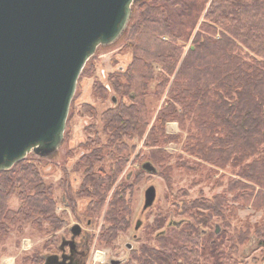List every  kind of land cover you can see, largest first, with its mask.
<instances>
[{
    "label": "trees",
    "instance_id": "1",
    "mask_svg": "<svg viewBox=\"0 0 264 264\" xmlns=\"http://www.w3.org/2000/svg\"><path fill=\"white\" fill-rule=\"evenodd\" d=\"M133 8L134 16L123 33L132 60L125 70L111 73L109 80L120 98L107 110L111 114L105 131L110 133L104 144L98 137L93 139L92 146L100 148L90 149L75 165L84 173L77 193L86 194L92 202L85 213L92 216L102 210L123 154L135 148L120 140L131 141L148 128L152 96L157 101L164 97V103L147 129L144 144L150 151L146 157L154 162L166 185L172 184V166L166 164L171 156L163 149L165 125L176 121L187 132L183 149L189 156L178 167L189 173L206 164L230 167L236 177V191L229 188L231 200L253 205L264 196V0H141ZM191 36L184 54L185 44L179 40ZM154 65L160 70H154ZM89 112L94 115L96 108ZM98 154L115 161L110 173L101 167L94 171V164L101 161L96 159ZM162 165H166L164 169ZM133 184L124 180L112 192L106 212L108 227L99 236L108 245L130 224L131 201L125 195ZM63 186L68 189L67 183ZM47 187L29 158L0 171V237L8 234L17 217L37 226L47 220L46 229L62 226ZM15 188L22 204L18 211L7 207ZM182 192L181 196L186 194ZM226 201L223 193L208 200L201 196L186 200L182 213L190 221L182 225L169 222L165 234H158L154 244L148 243L152 241L148 231L165 223L158 207L157 217L145 228L146 241L138 248L131 247L122 264H208L214 230L205 234L200 228L210 226L213 216H219L225 224L221 223L224 229L220 234L226 235L229 225L223 213L219 214L228 207ZM198 210L206 211L201 214ZM236 240L242 241L243 235ZM214 250L213 264L227 258L225 252L219 255L218 249Z\"/></svg>",
    "mask_w": 264,
    "mask_h": 264
},
{
    "label": "rangeland",
    "instance_id": "2",
    "mask_svg": "<svg viewBox=\"0 0 264 264\" xmlns=\"http://www.w3.org/2000/svg\"><path fill=\"white\" fill-rule=\"evenodd\" d=\"M124 36L125 34L111 45L99 46L89 60L87 68L85 64L86 66L77 80L63 141L57 151L48 157H40L34 153H29L26 156L35 165L43 186H48L49 196L56 204V217L60 219L62 226L54 230L46 229L47 220H42L37 226L31 221H24L17 217L16 223L9 225L8 234L5 237H0V264H5L10 258H14L12 264L39 263V261L33 260L34 255L37 257L36 259H39V254L46 253L48 250L58 252L56 244H59L62 237H70V228L76 223L86 235L88 234L89 238L85 264H110L112 259L119 260V264H122L123 260L128 258L131 247L138 248L141 243L146 241L147 229L145 228L157 217L158 207L165 215V223L161 228H152L148 231L150 236L148 239H152V241L148 240V243L154 244L153 240L158 234L164 235L163 229L169 222L182 221L180 222L182 225L183 221H190V218L182 213L186 200L196 199L199 196L208 200L212 195L222 193L227 199L228 207L222 208V212L219 214L223 213L224 220L228 222L229 227L225 230L226 235L220 234L224 226L221 225L223 218L219 216H213L210 226L200 228L205 234L214 230V235H210V237L213 236L210 242L214 244L211 246L212 254H216L214 247L218 249L219 255H223L225 252L227 258H221L220 264H264V196L258 198L253 205L249 203L243 206L241 201H232L233 193L229 188L233 187L236 191L234 182L236 177L228 166L211 168L206 164L195 173L180 169L178 163H182V160L189 156L183 149L187 132L183 131L176 121L166 122L167 140L163 144L164 151L171 156L166 162L167 165L172 166V184L170 186L166 185L163 176L156 170L154 162L147 159L146 154L150 151L144 144L148 135L147 129L154 122L157 112L164 103V97L157 101L153 96H150L151 120L144 132L135 134L131 141L125 137L121 138L120 141L124 145L129 146L130 143H133L135 148L132 147L130 151L123 154L119 174L115 178L113 189L108 194L102 210L92 216L85 213L86 207L92 202L86 194L77 193L84 173L81 168H77L75 165L81 156L88 155L90 149L100 148L97 145L92 146L93 139L100 138L101 144L107 141L110 132L105 131V127L110 123L109 116L111 114L107 110L118 104L120 100L109 82L110 76L111 73L118 70H125L132 60V52L125 46ZM192 39V36L189 39L180 38L179 42L185 44L184 54ZM153 68L156 71L160 70L159 65H154ZM101 86H105L106 91H103ZM112 98H115V102L112 101ZM123 103L129 105L128 100H124ZM91 107L96 108L94 115L89 112ZM96 159L101 161L94 164V171L101 167L106 173L111 172L114 160L101 154H98ZM145 162H149L155 168L154 173L142 168ZM162 166L164 169L166 165ZM124 180L135 183L125 195L131 201L130 224L123 233H118L111 245H108L101 241L99 236L108 227L106 212L112 201V192ZM66 183L68 189L63 186ZM151 185L156 190L155 200L151 206L144 208V192ZM183 190L186 191V194L181 196ZM68 196L72 199H69ZM21 205L18 190L15 188L7 199V207L18 211ZM204 211L206 210H198V213L205 214ZM239 234L243 235L242 241L236 240ZM129 245L130 247H128ZM96 251H99L100 254L102 252V255L94 260ZM212 254H208V264H213L216 261V257L214 258Z\"/></svg>",
    "mask_w": 264,
    "mask_h": 264
},
{
    "label": "water",
    "instance_id": "3",
    "mask_svg": "<svg viewBox=\"0 0 264 264\" xmlns=\"http://www.w3.org/2000/svg\"><path fill=\"white\" fill-rule=\"evenodd\" d=\"M139 1L0 0V171L29 153L57 151L85 64L123 35ZM142 167L155 171L149 162ZM155 196V187H147L143 207ZM79 230L70 228L72 240Z\"/></svg>",
    "mask_w": 264,
    "mask_h": 264
},
{
    "label": "flooded vegetation",
    "instance_id": "4",
    "mask_svg": "<svg viewBox=\"0 0 264 264\" xmlns=\"http://www.w3.org/2000/svg\"><path fill=\"white\" fill-rule=\"evenodd\" d=\"M78 224V223H76ZM72 233L70 232L69 238L62 237L59 244H56L58 252L55 251H47L46 253L39 254V259L34 255V259L37 264H85V258L87 257V251L89 249L88 242V234L80 230L75 235L74 239H71ZM66 241L73 242L72 245L66 244ZM37 253V251H36ZM49 255H58L57 259H54L47 262V257Z\"/></svg>",
    "mask_w": 264,
    "mask_h": 264
},
{
    "label": "built area",
    "instance_id": "5",
    "mask_svg": "<svg viewBox=\"0 0 264 264\" xmlns=\"http://www.w3.org/2000/svg\"><path fill=\"white\" fill-rule=\"evenodd\" d=\"M100 255H102V252L101 254L99 253V251H96L95 255H94V260H96L97 258L96 257H99ZM104 256V255H103Z\"/></svg>",
    "mask_w": 264,
    "mask_h": 264
},
{
    "label": "clouds",
    "instance_id": "6",
    "mask_svg": "<svg viewBox=\"0 0 264 264\" xmlns=\"http://www.w3.org/2000/svg\"><path fill=\"white\" fill-rule=\"evenodd\" d=\"M14 258H10L8 261H7V264H12V260H13Z\"/></svg>",
    "mask_w": 264,
    "mask_h": 264
},
{
    "label": "bare ground",
    "instance_id": "7",
    "mask_svg": "<svg viewBox=\"0 0 264 264\" xmlns=\"http://www.w3.org/2000/svg\"><path fill=\"white\" fill-rule=\"evenodd\" d=\"M5 264H7V262Z\"/></svg>",
    "mask_w": 264,
    "mask_h": 264
}]
</instances>
